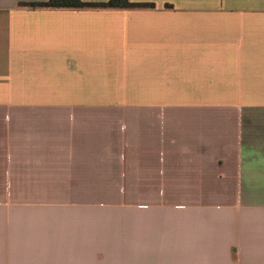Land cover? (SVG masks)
I'll return each mask as SVG.
<instances>
[{"label":"crops","instance_id":"crops-1","mask_svg":"<svg viewBox=\"0 0 264 264\" xmlns=\"http://www.w3.org/2000/svg\"><path fill=\"white\" fill-rule=\"evenodd\" d=\"M48 1L0 0V264H264V0Z\"/></svg>","mask_w":264,"mask_h":264},{"label":"trees","instance_id":"trees-1","mask_svg":"<svg viewBox=\"0 0 264 264\" xmlns=\"http://www.w3.org/2000/svg\"><path fill=\"white\" fill-rule=\"evenodd\" d=\"M30 8L50 9H132L149 5L133 4L129 0H109L107 3H85L82 0H49L47 3L31 4Z\"/></svg>","mask_w":264,"mask_h":264},{"label":"rangeland","instance_id":"rangeland-1","mask_svg":"<svg viewBox=\"0 0 264 264\" xmlns=\"http://www.w3.org/2000/svg\"><path fill=\"white\" fill-rule=\"evenodd\" d=\"M115 196H117V195H99V200H102V201L123 200V195H118L119 198L118 197L116 198ZM59 200H62L60 198V195H52V194L48 195V201H59ZM85 200H96V199H93L92 196H86ZM110 260H112V261H110ZM107 261H110V263L107 262L108 264H113V259H109V260L107 259Z\"/></svg>","mask_w":264,"mask_h":264}]
</instances>
